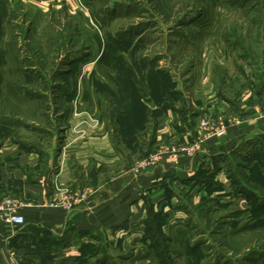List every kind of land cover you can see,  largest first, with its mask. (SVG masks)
Segmentation results:
<instances>
[{"label": "rangeland", "instance_id": "rangeland-1", "mask_svg": "<svg viewBox=\"0 0 264 264\" xmlns=\"http://www.w3.org/2000/svg\"><path fill=\"white\" fill-rule=\"evenodd\" d=\"M60 1L0 0V149L15 143L54 154L70 133L79 141L103 125L121 160L142 172L165 148L153 142L154 103L181 112L182 122L201 105L216 121L264 99V0ZM214 103L231 112L221 117ZM182 152L191 148L169 155ZM222 168L193 185L174 176L154 183L170 219L149 204L143 239L104 241L85 260L264 264V139ZM75 199L50 205L71 209Z\"/></svg>", "mask_w": 264, "mask_h": 264}, {"label": "crops", "instance_id": "crops-1", "mask_svg": "<svg viewBox=\"0 0 264 264\" xmlns=\"http://www.w3.org/2000/svg\"><path fill=\"white\" fill-rule=\"evenodd\" d=\"M246 106L237 105L235 114L224 118L221 115L230 113L231 105L214 103L212 112L221 119L215 121L204 116L211 111L197 109L184 113V123L179 120L181 112L170 106L159 112L154 103L153 142L165 148L158 163L142 172L126 165L127 158L121 160L109 127L103 125L97 130L87 128L79 141L70 139V133L54 154L49 149L3 145L0 201L14 199L25 223L0 218V264L13 260L21 264H92L85 260L86 250H103L104 241L116 239L122 244L127 233L126 242L140 241L144 235L138 231L139 223L148 214L149 204L152 211L169 214V219L172 216L167 207L156 203L154 183L161 185L174 176L193 185L203 174H215L217 169L220 173L227 158L242 155L249 144L264 139V99L251 111ZM165 137L170 141L160 143ZM180 148H191V152H182L173 160L170 152ZM119 161L125 166L116 169ZM69 194L76 196L71 209L50 205L53 200L65 201Z\"/></svg>", "mask_w": 264, "mask_h": 264}, {"label": "built area", "instance_id": "built-area-1", "mask_svg": "<svg viewBox=\"0 0 264 264\" xmlns=\"http://www.w3.org/2000/svg\"><path fill=\"white\" fill-rule=\"evenodd\" d=\"M61 0L60 3H62ZM75 2V0H73ZM65 4H70V0H65ZM57 203L56 205H59ZM0 218H4L7 221H11L17 225L25 223V217L18 211V204L11 197H5L0 201ZM18 264V263H16Z\"/></svg>", "mask_w": 264, "mask_h": 264}, {"label": "trees", "instance_id": "trees-1", "mask_svg": "<svg viewBox=\"0 0 264 264\" xmlns=\"http://www.w3.org/2000/svg\"><path fill=\"white\" fill-rule=\"evenodd\" d=\"M253 144V143H252ZM257 144H253V147L255 146L256 147ZM253 151V150H252ZM253 152H246L245 154L248 155V154H252ZM242 192V191H240Z\"/></svg>", "mask_w": 264, "mask_h": 264}]
</instances>
